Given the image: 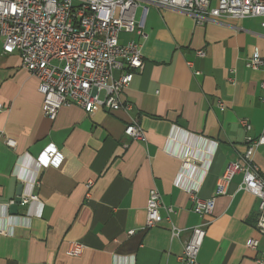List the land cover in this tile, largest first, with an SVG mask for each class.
Returning a JSON list of instances; mask_svg holds the SVG:
<instances>
[{
  "label": "crops",
  "instance_id": "1",
  "mask_svg": "<svg viewBox=\"0 0 264 264\" xmlns=\"http://www.w3.org/2000/svg\"><path fill=\"white\" fill-rule=\"evenodd\" d=\"M137 20L145 37H120L139 43L144 57L142 73L122 96L130 111L89 115L73 105L50 120L38 79L0 43V229L8 233L0 235V264H183L190 230L203 223L197 264L264 260L260 201L240 190L244 174L217 195L227 167L246 153L247 138L264 134V65L247 67L255 54L264 61L262 18L199 25L190 15L149 6ZM133 123L143 140L125 134ZM49 150L61 158L58 165L46 164ZM254 161L264 171V146ZM19 185L24 200H36L23 201L14 216ZM152 189L163 204L160 222L146 229ZM190 191L216 198L213 214L197 215ZM251 239L259 240L256 250L247 246ZM71 242L85 245L82 256L67 255Z\"/></svg>",
  "mask_w": 264,
  "mask_h": 264
},
{
  "label": "built area",
  "instance_id": "2",
  "mask_svg": "<svg viewBox=\"0 0 264 264\" xmlns=\"http://www.w3.org/2000/svg\"><path fill=\"white\" fill-rule=\"evenodd\" d=\"M149 6L190 15L199 25L226 18H262L264 28V0H0V43L4 54H19L22 67L38 79L44 114L50 120H56L61 109L73 105L89 115L99 111H130L132 105L124 103L122 96L135 76L142 73L144 57L139 43L134 40L121 43L120 37L122 34L145 37L144 24L137 20V12L143 9L147 13ZM197 54L205 57L204 51ZM263 65L257 54L247 62L252 70ZM261 86L264 90V81ZM241 125L246 131L252 129L246 120ZM125 134L134 140L145 138L137 123L127 126ZM247 144L246 153L238 162L231 163L219 179L217 195L226 194L233 178L243 173L240 190L259 199L257 230L264 237V171L254 161L256 151L264 146V134L257 139L247 138ZM6 145L17 148V142L11 139H6ZM44 157L47 165H58L61 161L54 150L47 151ZM92 185L90 182L88 189ZM190 195L197 215L213 214L216 198L203 200L192 191ZM30 199L36 197L23 201L29 203ZM162 204L161 193L152 189L146 229L160 222ZM207 226L203 223L190 230L179 257L181 263L197 264ZM180 233L173 227L174 237ZM0 235L8 233L0 229ZM247 246L256 250L259 240L251 239ZM85 249L84 244L71 242L67 255L80 257ZM256 264H264V260L258 259Z\"/></svg>",
  "mask_w": 264,
  "mask_h": 264
},
{
  "label": "water",
  "instance_id": "3",
  "mask_svg": "<svg viewBox=\"0 0 264 264\" xmlns=\"http://www.w3.org/2000/svg\"><path fill=\"white\" fill-rule=\"evenodd\" d=\"M24 187L19 185L17 188L14 203L10 206V213L14 216L18 214L19 207L23 204Z\"/></svg>",
  "mask_w": 264,
  "mask_h": 264
}]
</instances>
